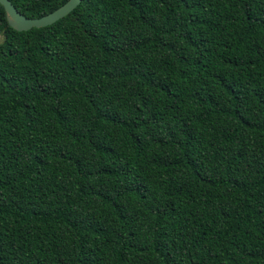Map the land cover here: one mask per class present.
<instances>
[{
	"label": "trees",
	"instance_id": "obj_1",
	"mask_svg": "<svg viewBox=\"0 0 264 264\" xmlns=\"http://www.w3.org/2000/svg\"><path fill=\"white\" fill-rule=\"evenodd\" d=\"M0 264H264V0L0 5Z\"/></svg>",
	"mask_w": 264,
	"mask_h": 264
},
{
	"label": "water",
	"instance_id": "obj_2",
	"mask_svg": "<svg viewBox=\"0 0 264 264\" xmlns=\"http://www.w3.org/2000/svg\"><path fill=\"white\" fill-rule=\"evenodd\" d=\"M81 2V0H68L53 12L37 19H29L23 16L11 4L9 0H0L8 25L15 31L23 32L32 28H42L54 24L71 13Z\"/></svg>",
	"mask_w": 264,
	"mask_h": 264
}]
</instances>
